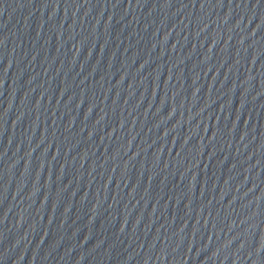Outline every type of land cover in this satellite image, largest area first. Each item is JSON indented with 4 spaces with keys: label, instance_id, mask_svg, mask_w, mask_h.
Returning a JSON list of instances; mask_svg holds the SVG:
<instances>
[{
    "label": "water",
    "instance_id": "obj_1",
    "mask_svg": "<svg viewBox=\"0 0 264 264\" xmlns=\"http://www.w3.org/2000/svg\"><path fill=\"white\" fill-rule=\"evenodd\" d=\"M0 264H264V0H0Z\"/></svg>",
    "mask_w": 264,
    "mask_h": 264
}]
</instances>
